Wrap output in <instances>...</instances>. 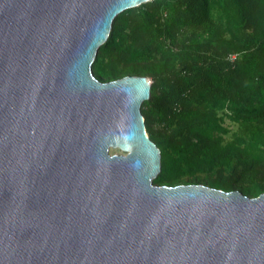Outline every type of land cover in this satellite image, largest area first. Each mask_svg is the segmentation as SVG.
Listing matches in <instances>:
<instances>
[{"label": "water", "instance_id": "water-1", "mask_svg": "<svg viewBox=\"0 0 264 264\" xmlns=\"http://www.w3.org/2000/svg\"><path fill=\"white\" fill-rule=\"evenodd\" d=\"M149 1L0 0V264H264V193L153 185L151 81L91 72Z\"/></svg>", "mask_w": 264, "mask_h": 264}, {"label": "trees", "instance_id": "trees-1", "mask_svg": "<svg viewBox=\"0 0 264 264\" xmlns=\"http://www.w3.org/2000/svg\"><path fill=\"white\" fill-rule=\"evenodd\" d=\"M91 71L102 83L151 81L140 111L160 152L153 185L264 193V0H152L127 9Z\"/></svg>", "mask_w": 264, "mask_h": 264}, {"label": "rangeland", "instance_id": "rangeland-1", "mask_svg": "<svg viewBox=\"0 0 264 264\" xmlns=\"http://www.w3.org/2000/svg\"><path fill=\"white\" fill-rule=\"evenodd\" d=\"M225 125L230 129L231 132H234L236 130V126L234 124H230L228 121H225ZM151 129L155 135H158L161 133L160 126H154ZM228 138H229V135L226 136V139ZM109 154L110 155H123L124 153L117 149H110Z\"/></svg>", "mask_w": 264, "mask_h": 264}, {"label": "built area", "instance_id": "built-area-1", "mask_svg": "<svg viewBox=\"0 0 264 264\" xmlns=\"http://www.w3.org/2000/svg\"><path fill=\"white\" fill-rule=\"evenodd\" d=\"M236 55H230L229 56V61H233L235 59Z\"/></svg>", "mask_w": 264, "mask_h": 264}, {"label": "bare ground", "instance_id": "bare-ground-1", "mask_svg": "<svg viewBox=\"0 0 264 264\" xmlns=\"http://www.w3.org/2000/svg\"><path fill=\"white\" fill-rule=\"evenodd\" d=\"M110 149H116V148H110ZM110 149H109V151H110ZM117 150H120V149H117Z\"/></svg>", "mask_w": 264, "mask_h": 264}]
</instances>
